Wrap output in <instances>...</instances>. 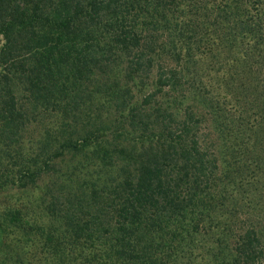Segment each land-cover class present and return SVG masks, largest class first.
<instances>
[{
    "label": "trees",
    "instance_id": "obj_1",
    "mask_svg": "<svg viewBox=\"0 0 264 264\" xmlns=\"http://www.w3.org/2000/svg\"><path fill=\"white\" fill-rule=\"evenodd\" d=\"M0 38V160L70 132L1 172L48 181L0 264H264V0H0Z\"/></svg>",
    "mask_w": 264,
    "mask_h": 264
},
{
    "label": "rangeland",
    "instance_id": "obj_2",
    "mask_svg": "<svg viewBox=\"0 0 264 264\" xmlns=\"http://www.w3.org/2000/svg\"><path fill=\"white\" fill-rule=\"evenodd\" d=\"M104 119H106V115L102 114L98 120L99 123L97 126L103 128L102 126L106 124L102 125L100 121H103ZM42 121L43 122L39 127H30L23 134L17 146H12L11 148L4 150L3 154L1 152V156L4 157L0 160V174L2 171H13L18 163L19 165H22V163H27L33 160V157L39 153V149L41 147H44L42 150L44 152L47 151V148H50L51 150L56 146V144H58V140L61 137L68 136L70 133L68 130L64 129L59 123L60 121L52 115L46 116ZM97 132V135L101 137L107 135L106 129L104 131L101 130ZM56 161H58L62 174H64L65 171L74 169V175L80 178H82L85 173L95 176L94 171L97 170L89 161L88 156L85 158L83 156L70 158L69 156L65 155L63 158L59 156ZM47 181L48 180L46 178L39 181L36 188H32V186L29 185L24 189H18L17 187L13 186H7L1 189L0 216L6 212L16 209L20 210V212L24 213L25 215L31 214L29 209L40 203V198H42V195H40L41 189L43 184H46ZM9 245L10 244H8V241L4 239V233L0 229V257H2L7 252L11 257L10 261H13L15 260V257L12 253V249L11 252L9 251ZM194 254L196 255V260L194 261L195 264H201L203 262V258L200 256V253L195 252Z\"/></svg>",
    "mask_w": 264,
    "mask_h": 264
}]
</instances>
